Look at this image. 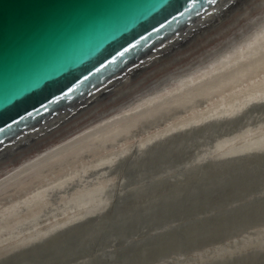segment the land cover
<instances>
[{"label": "bare ground", "instance_id": "1", "mask_svg": "<svg viewBox=\"0 0 264 264\" xmlns=\"http://www.w3.org/2000/svg\"><path fill=\"white\" fill-rule=\"evenodd\" d=\"M0 264H264V0H210L0 137Z\"/></svg>", "mask_w": 264, "mask_h": 264}, {"label": "water", "instance_id": "2", "mask_svg": "<svg viewBox=\"0 0 264 264\" xmlns=\"http://www.w3.org/2000/svg\"><path fill=\"white\" fill-rule=\"evenodd\" d=\"M205 1L0 0V137L80 98Z\"/></svg>", "mask_w": 264, "mask_h": 264}, {"label": "snow or ice", "instance_id": "3", "mask_svg": "<svg viewBox=\"0 0 264 264\" xmlns=\"http://www.w3.org/2000/svg\"><path fill=\"white\" fill-rule=\"evenodd\" d=\"M210 2H212V0H210ZM138 43V42H137ZM131 47H135V44H133ZM130 49L129 48H125L123 52H120L119 55L123 56L124 55V52H127L129 51Z\"/></svg>", "mask_w": 264, "mask_h": 264}]
</instances>
